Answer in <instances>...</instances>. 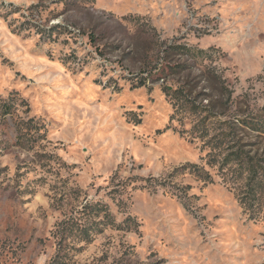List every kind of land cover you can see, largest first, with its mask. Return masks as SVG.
Here are the masks:
<instances>
[{
	"label": "rangeland",
	"instance_id": "rangeland-1",
	"mask_svg": "<svg viewBox=\"0 0 264 264\" xmlns=\"http://www.w3.org/2000/svg\"><path fill=\"white\" fill-rule=\"evenodd\" d=\"M256 122L264 0H0V264H264Z\"/></svg>",
	"mask_w": 264,
	"mask_h": 264
},
{
	"label": "trees",
	"instance_id": "trees-1",
	"mask_svg": "<svg viewBox=\"0 0 264 264\" xmlns=\"http://www.w3.org/2000/svg\"><path fill=\"white\" fill-rule=\"evenodd\" d=\"M5 112L6 113H10V110L9 109H6L5 108ZM257 124H252V125H255L257 130H263L264 131V125H260L259 122H256ZM246 125H249L247 122H246ZM251 125V124H250ZM230 157V156H229ZM237 158H241L240 154L236 152V156ZM81 234L84 235V236H88V232L86 230H81Z\"/></svg>",
	"mask_w": 264,
	"mask_h": 264
}]
</instances>
